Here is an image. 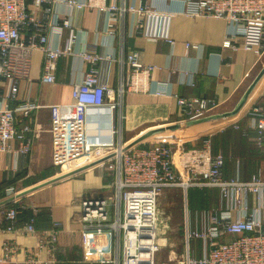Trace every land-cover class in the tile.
I'll return each instance as SVG.
<instances>
[{
    "label": "built area",
    "instance_id": "1",
    "mask_svg": "<svg viewBox=\"0 0 264 264\" xmlns=\"http://www.w3.org/2000/svg\"><path fill=\"white\" fill-rule=\"evenodd\" d=\"M54 0H0V152L27 156L33 146V135L42 127L36 121L39 109L48 107L55 145V160L62 165L85 166L93 162L108 169V194H90L80 198L78 219L83 232H108L113 236L116 256L114 264H156L158 242L159 196L165 189L181 188L187 198L191 188H217L220 209L204 210L193 224L186 204L187 258L182 264H264V176L250 179L225 176L226 156L213 149V133L206 134L200 146H188L183 141L159 140L140 142L127 148L122 138V113L117 96L127 91H149L153 65L144 64L137 52L120 60L130 71L129 79L115 87L107 66L118 61L114 56H102L82 49L88 68L74 84L73 100L69 103L42 104L30 97H21V81L14 50H40L44 54L41 80L56 81L58 59L76 54L77 34L68 18L57 13L38 17L34 10L51 11ZM78 8L93 7L109 14L112 20L136 14L137 26L149 39L169 36V22L174 13L160 10L148 2L139 5L118 4L108 0H65ZM34 7V10L31 8ZM184 12L195 16L218 17L231 26L224 47L264 52V0H184ZM69 28L66 45L55 47L48 30ZM113 33V32H112ZM242 39L240 44L239 39ZM197 47V44H192ZM160 94L161 92L158 91ZM177 96L181 121L202 116L217 105L203 96ZM102 110L105 117H101ZM251 127L264 140V101H257L248 110ZM94 118L97 129L89 132V120ZM112 127H111V126ZM238 127V122L233 123ZM109 126V127H108ZM110 129L109 133L105 128ZM107 139V140H106ZM19 141L15 148L13 142ZM22 190L9 185L0 198V232L38 233L36 248L6 240L0 252V263L57 264L60 225L54 222L50 232L38 231L35 219L24 220L26 206ZM258 205L250 206L251 196ZM187 203V202H186ZM37 215L38 208L31 207ZM199 212V211H198ZM227 235L235 237L227 240ZM203 241L201 256H195L191 242ZM45 250L46 256H41ZM23 254L22 258L18 253ZM106 253L104 251V258Z\"/></svg>",
    "mask_w": 264,
    "mask_h": 264
},
{
    "label": "crops",
    "instance_id": "2",
    "mask_svg": "<svg viewBox=\"0 0 264 264\" xmlns=\"http://www.w3.org/2000/svg\"><path fill=\"white\" fill-rule=\"evenodd\" d=\"M115 1L127 5H139L149 1L157 9L172 11L174 15L169 22L171 40L147 38L137 26L136 14L128 13L124 18L112 20L106 12L93 7L78 8L65 0H54L48 14L31 7L38 17L49 15L48 18L51 19L57 13L59 17L70 20L77 34L76 54L61 56L58 59L56 81L47 83L41 80L43 52L14 50L13 57L24 76L21 81L22 98L30 97L47 105L71 102L74 84L81 80L83 71L89 66L78 55L86 47L102 56H114L118 59L107 66L110 81L117 87L123 77H130V71L127 67L123 70L120 60H125L129 53L135 51L144 64L153 65L154 69L150 75V90L127 91L122 108L119 109L122 113V138L129 144L148 130L182 120L176 95L203 96L217 102V105L200 117L233 110L264 67V52L257 54L243 47L234 49L223 46V41L231 30L226 20L187 14L183 11L184 0H108L109 3ZM69 31L68 27H50L48 34L52 45H66ZM239 42L241 44V38ZM192 44L198 46L193 47ZM257 101H264V75L236 115L199 122L174 131L167 130L168 132L160 135H166L165 139L172 141H183L188 146H200L203 138L211 131L214 151H222L227 156L226 177H235L238 174L243 179L260 174L264 176V140L259 141L258 131L251 127L248 115L249 108ZM36 115L42 131L39 136L33 135V146L28 155L0 152V198L4 195V184L11 183L18 190H22L21 201L28 206L24 211V220L35 219L39 232H50L54 222L59 223L57 264H114L110 261L115 258L117 251L113 236L108 232H83L77 216L81 208L80 198L90 194H108V169L96 163L74 172L83 166L57 163L53 136L49 131L50 109L41 108ZM101 117H105L103 110ZM236 121L238 127L233 125ZM88 127L90 133L99 131L94 118L89 120ZM108 127L105 130L109 133ZM177 131L183 137L171 138L172 133ZM149 138L144 141H156L152 136ZM13 145L17 148L20 142L16 140ZM60 176L62 177L59 178ZM55 178L59 179L51 182ZM168 189V192L182 190ZM192 190L193 196L188 194L186 202L188 201L193 224L200 218L198 211L202 212V208L209 211L221 208L222 200L217 188ZM196 191H199L198 195ZM194 196H200V200L193 201ZM257 205V197L251 196L250 206ZM33 206L38 208L37 215L32 212ZM185 217L186 209L183 222ZM185 231L186 225L184 235ZM38 237V233L0 232V252L6 240L36 248ZM234 237L227 235L225 239ZM194 241L197 245L202 242L198 239ZM192 253L198 257L202 255L198 250ZM41 256H46L45 250L41 252ZM18 257L22 258L23 254L19 252Z\"/></svg>",
    "mask_w": 264,
    "mask_h": 264
},
{
    "label": "rangeland",
    "instance_id": "3",
    "mask_svg": "<svg viewBox=\"0 0 264 264\" xmlns=\"http://www.w3.org/2000/svg\"><path fill=\"white\" fill-rule=\"evenodd\" d=\"M117 99L118 101H122L120 104V108H122L124 97L121 99V97H119L118 95ZM224 118H228V117H224ZM163 133L164 132L156 135H152V139L156 141L169 140V139H165L166 135L165 136L160 135ZM210 133L212 132L210 131L207 134ZM172 134L173 136L171 138L174 139H178L176 137H183L180 133H178V131ZM159 136H163V137H159ZM156 141H152V142H156ZM142 142H151V141H142ZM125 143L127 144L126 141ZM192 189H197V188L189 189L188 194H190L191 197L193 196ZM168 190L169 189H165L158 199V202L160 203L159 225H158V242L160 249L156 253V264H182L183 260L186 261L188 254L187 244L184 237L186 220L185 222H183V216L185 214V209H186L185 204H186V199L188 200V195L186 198L183 190L178 191L175 189L172 192H168ZM179 192H181V194ZM198 200H200V196H196V198L194 196L193 201L196 202ZM202 209L203 211L206 210V208H202ZM200 212L201 211H199V213ZM189 213L191 214V211H189ZM191 247L193 251L198 250L199 254H201L203 250V241L201 242L200 245H197L195 241H192Z\"/></svg>",
    "mask_w": 264,
    "mask_h": 264
},
{
    "label": "water",
    "instance_id": "4",
    "mask_svg": "<svg viewBox=\"0 0 264 264\" xmlns=\"http://www.w3.org/2000/svg\"><path fill=\"white\" fill-rule=\"evenodd\" d=\"M263 75H264V67L258 73L256 78L253 80V82L248 87V89L243 94V96L241 97L240 101L238 102V104L235 106V108L233 110L228 111V112H224V113H216V114H212V115H209V116H203V117H199V118H195V119H191V120L180 121V122H176V123L169 124V125H166V126H161V127H158V128H153L151 130H148L144 134L140 135L138 138H136L131 143H129L127 145V148L144 141L145 139L149 138L152 135H155V134H158V133H162V132H165L167 130L174 131V130H178V129L182 128V127H186V126H189V125H192V124H196V123H199V122L208 121V120H211V119H216V118H221V117H229V116L236 115L241 110V108L244 106V104L248 100V97H249L250 93L252 92V90L254 89V87L256 86V84L258 83V81L261 79V77ZM97 162H93L91 164L85 165V166L75 170L74 172H77V171L85 169V168H87L89 166H92V165L96 164ZM71 173H73V172H71ZM62 176H60L59 178H61ZM59 178H55V179L51 180V182L54 181V180H57ZM25 193H23V194H25Z\"/></svg>",
    "mask_w": 264,
    "mask_h": 264
},
{
    "label": "trees",
    "instance_id": "5",
    "mask_svg": "<svg viewBox=\"0 0 264 264\" xmlns=\"http://www.w3.org/2000/svg\"><path fill=\"white\" fill-rule=\"evenodd\" d=\"M189 146H191V145H189ZM217 150H215V152H216ZM226 156V155H225ZM226 159H227V156H226ZM9 185H11V183H6V184H4V186H3V190L5 191V189H6V187H8ZM199 192V191H198ZM197 191H196V195H198L199 193H198Z\"/></svg>",
    "mask_w": 264,
    "mask_h": 264
},
{
    "label": "bare ground",
    "instance_id": "6",
    "mask_svg": "<svg viewBox=\"0 0 264 264\" xmlns=\"http://www.w3.org/2000/svg\"><path fill=\"white\" fill-rule=\"evenodd\" d=\"M111 126V125H110Z\"/></svg>",
    "mask_w": 264,
    "mask_h": 264
}]
</instances>
